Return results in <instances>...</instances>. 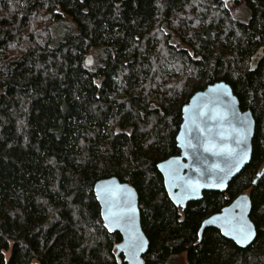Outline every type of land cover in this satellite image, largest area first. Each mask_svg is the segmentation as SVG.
Masks as SVG:
<instances>
[{"label":"trees","instance_id":"1","mask_svg":"<svg viewBox=\"0 0 264 264\" xmlns=\"http://www.w3.org/2000/svg\"><path fill=\"white\" fill-rule=\"evenodd\" d=\"M235 4L243 16L217 0H0V264L122 262L93 192L111 177L138 194L144 264H264V0ZM217 82L252 114L251 160L181 210L156 165L179 154L181 108ZM243 193L254 241L199 238Z\"/></svg>","mask_w":264,"mask_h":264},{"label":"water","instance_id":"2","mask_svg":"<svg viewBox=\"0 0 264 264\" xmlns=\"http://www.w3.org/2000/svg\"><path fill=\"white\" fill-rule=\"evenodd\" d=\"M126 1V0H123ZM222 3V0H217ZM236 0H229V3ZM85 66L90 67L93 64V57L87 55L84 60ZM187 109V111H185ZM204 112L206 115L203 117L200 116V113ZM233 113L242 117L247 124V134L246 140L243 141L240 148L237 147L236 141L240 139V136L237 134L234 129L238 128L239 125L237 120L234 118ZM216 118L213 119L212 117ZM195 118L196 123H190V120ZM200 125L206 129L202 134L198 131L196 125ZM207 129H211V132H208ZM255 132V121L252 117L250 111H242L239 107V102L236 96L233 94L231 87L224 82H217L210 85H207L203 90L195 92L188 100V102L181 108V123L178 129V132L175 136L176 147L179 151L177 156L169 157L165 160H162L157 163L156 168L163 180V186L169 201L177 207L173 200V196L170 193H175L178 189L172 188L169 186L170 177L168 171V162L173 160H178L181 165H189L190 167L182 168L180 174L186 178H189L193 181H199L203 187H200L197 192L190 193L189 198L185 199L183 202V207H179L181 210H184L186 205L189 202L198 201L202 198L204 193L207 192H217L223 193L227 190L229 183L244 169V167L250 162L252 155V141ZM223 133L225 139H221L220 134ZM198 138V139H197ZM211 140L217 145L215 151L218 155H213L212 152L204 151V142L205 140ZM191 140L192 143L197 144V150L193 152V149L187 148L184 145ZM232 148L236 149L238 152L241 149L247 152V159L242 160L239 164V168H232L230 174L224 179L223 187H216L219 183L217 179L218 176H223L224 173L219 172V169H211L212 165H219L220 168H225L226 162L230 161L232 158L229 156L227 151L220 152L221 148ZM200 167L202 170L204 168L210 169L206 172L205 175H200L195 173L193 169ZM256 181V180H255ZM255 181L253 184H255ZM125 187L128 189V195L131 198L133 205L135 207V213H129L132 216V220L128 223H121L117 226L114 223L110 222V219L106 218L105 215L101 213L107 212V205L105 199H97L98 196L103 197L104 189L109 188H119ZM93 192L95 195L96 202L100 208V215L105 225L111 223V227L107 228L109 233H117L121 237V242L118 245L124 246L127 244L128 237L131 234L138 235L142 237L144 241L145 251L148 250V240L144 235L141 222H140V212L138 206V194L135 189L128 185L127 183L120 182L117 178L111 177L107 179H102L95 182L93 186ZM225 209L229 210V213L239 214L241 209L244 212V218L252 226L253 237L249 241H242V243H236V240L233 239L237 233H232V235H225V228L223 219H219L216 223L204 225V220H211L213 217L223 218L226 213ZM251 211V203L248 194H239L235 197L228 205L224 206L218 213H215L207 218H205L199 227V238L201 237L202 232L207 228H212L220 233V235L232 242L238 248L244 249L248 247L256 237V230L254 225L249 219V214ZM242 239V238H241ZM117 254L122 256V262L119 260L117 264H129V260L124 258V252H127V249H124L122 252L117 248ZM144 253H140L138 258L131 262V264H144L143 257Z\"/></svg>","mask_w":264,"mask_h":264},{"label":"snow or ice","instance_id":"3","mask_svg":"<svg viewBox=\"0 0 264 264\" xmlns=\"http://www.w3.org/2000/svg\"><path fill=\"white\" fill-rule=\"evenodd\" d=\"M81 3H83V0H81ZM223 8L227 9L230 8L229 0H222ZM116 8H119V5H116ZM57 13H59V8L56 9ZM11 47H15V45H11ZM191 55V54H189ZM199 59V57H197ZM97 87H100L99 84H97ZM187 111V109H185ZM206 115V113L201 112L200 116L203 117ZM234 118L237 120V123L239 125L238 128L234 129V131L237 132V134L240 136V139L236 141L237 147L240 148L241 144L244 140H246V134H247V124L246 121L240 117L239 115L233 113ZM213 119L216 117L213 116ZM190 123L195 124V118H192L190 120ZM198 131L200 133H204L206 131L205 128L200 127V125H196ZM208 132H211V129H207ZM221 139H225L224 134H220ZM198 139V138H197ZM187 148L193 149V152L197 150V144L192 143L191 140L188 141L186 145H184ZM217 148V145L213 143L211 140H205L204 142V151L205 152H212L213 155H218L219 153L215 151ZM227 151L229 156L232 158L230 161L226 162L225 168H220L219 165H212L211 169H219V172L224 173L223 176H218L217 179L219 180V183L216 185V187H223L224 186V179L228 174L231 173L232 168H239V164L242 160H246L247 152L243 149L241 151H237L236 149L232 148H221L220 152ZM190 167L189 165H181L178 160H173L168 162V171H169V177L170 182L169 186L175 189H178L175 193H170V195L173 196V200L177 207H183V202L185 199L189 198L190 193H195L200 187H203L199 183V181H193L189 178H186L180 174V171L182 168ZM195 173H199L200 175H205L206 172L210 171L208 168H204L203 170L200 167H197L193 169ZM105 199V203L107 205V212L101 213V215H105L106 218L110 219L111 223L116 224L119 226L122 222L128 223L132 220V216L129 215V213H135V207L133 205V202L131 198L128 195V189L121 186L119 188H109L106 187L104 189V195L103 197L98 196L97 199ZM261 216L264 218V209H260ZM226 215L221 217H213L211 220H204V225H209L216 223L217 220L223 219L224 225H226L225 228V235H232V233H237L236 236L233 237V239L236 240V243H242V241H249L252 239L254 233L252 230L251 224L248 223V221L244 218V212L243 209H241L239 214L235 213H229V210L225 209ZM111 223L108 225H105V227L110 228ZM199 235V232L196 233ZM242 238V239H241ZM117 248L120 249L122 252H124V249H127V252H124V258L129 260V264H131L132 261L136 260L140 253L145 254V258L147 257V252L145 251L144 247V241L142 237L131 234L128 237L127 244L124 246L117 245Z\"/></svg>","mask_w":264,"mask_h":264},{"label":"rangeland","instance_id":"4","mask_svg":"<svg viewBox=\"0 0 264 264\" xmlns=\"http://www.w3.org/2000/svg\"><path fill=\"white\" fill-rule=\"evenodd\" d=\"M236 1H233L230 3V8H227L228 11H230V13L233 16L239 17V16H243L244 14V9H243V5L241 4H235ZM171 264H186L184 256L182 257H178L175 258L171 261Z\"/></svg>","mask_w":264,"mask_h":264}]
</instances>
